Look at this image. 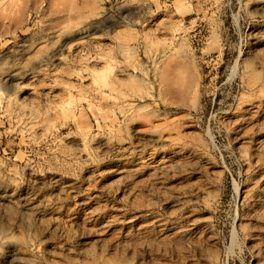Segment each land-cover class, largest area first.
Wrapping results in <instances>:
<instances>
[{
  "label": "rangeland",
  "instance_id": "374dc122",
  "mask_svg": "<svg viewBox=\"0 0 264 264\" xmlns=\"http://www.w3.org/2000/svg\"><path fill=\"white\" fill-rule=\"evenodd\" d=\"M0 264H264V0H0Z\"/></svg>",
  "mask_w": 264,
  "mask_h": 264
}]
</instances>
